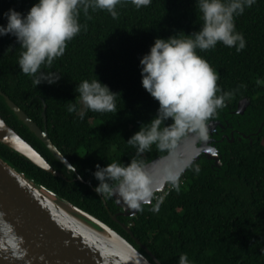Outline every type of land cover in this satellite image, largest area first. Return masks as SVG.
I'll list each match as a JSON object with an SVG mask.
<instances>
[{"label": "trees", "instance_id": "obj_1", "mask_svg": "<svg viewBox=\"0 0 264 264\" xmlns=\"http://www.w3.org/2000/svg\"><path fill=\"white\" fill-rule=\"evenodd\" d=\"M34 2L0 0V13L13 8L23 14ZM116 10V18L100 9L89 8L87 15L80 12V32L50 66H41L45 72L60 75L52 84L34 86L31 77L17 66L22 49L15 38L0 36V90L41 128L44 109L49 139L83 181L64 172L62 164L1 98L0 115L45 156L56 173L37 167L2 143L0 156L26 177L106 222L147 255L111 218L117 208L112 197L103 196V202L93 190L98 181L92 172L94 165L104 166L112 160L127 164L135 152L127 138L155 114L158 102L140 84L139 57L154 37L189 34L198 30L202 20L195 0H151L139 8L130 0H121ZM3 23L5 18L0 16ZM234 24L245 39L239 52L220 42L207 50L196 49L217 74L221 90L217 94L227 93L224 106L209 117L229 124L221 130L218 125L213 133L216 138L226 134L215 142L221 164L212 165L211 159L201 155L181 174L178 190L172 188L161 200L143 203L142 210L132 216L117 215L162 264H177L181 252L187 253L193 264H264V0H255L235 15ZM95 76L117 92V111L87 110L81 119L66 110L67 104L79 108L75 85ZM241 97H246L247 103L242 112H235ZM166 151L152 146L140 158L145 162ZM157 203L158 209L153 211Z\"/></svg>", "mask_w": 264, "mask_h": 264}, {"label": "clouds", "instance_id": "obj_2", "mask_svg": "<svg viewBox=\"0 0 264 264\" xmlns=\"http://www.w3.org/2000/svg\"><path fill=\"white\" fill-rule=\"evenodd\" d=\"M120 2L35 0L23 14L13 8L0 13L5 18V23L0 24V36L8 34L15 38L22 49L17 57V66L23 74L31 77L34 86L41 82L52 84L60 75L52 71L45 72L41 66H50L55 58L64 53L66 43L80 32V12L87 15L89 8L93 11L100 9L116 18V6ZM130 2L139 8L150 4L151 0ZM195 2L202 20L198 30L189 34L178 32L183 33L182 36L174 34L166 38L154 37L147 52L138 59L140 84L158 102V106L155 114L141 123L127 138L126 143L135 149L133 156L127 164L112 160L104 166L94 165L92 176L98 183L93 190L101 196L118 197L128 209L142 210L143 203L150 199L154 202L152 195L157 192H153L151 187L153 177L144 169L140 158L142 154L152 146L171 154L178 138L186 132L204 137L206 121L224 106L227 93L217 94L221 92L216 83L217 74L197 54L196 49L207 50L215 47L217 42L229 48L234 47L237 52L245 47L243 34L235 30L234 16L243 13L255 0ZM75 91L78 93L80 107L68 103L66 110L69 113L76 112L81 119L87 110L98 113L117 111V92L111 91L96 76L91 80L82 79L75 85ZM175 166L176 161L173 160L171 166L165 165L161 169L165 182L163 188L168 184L170 188L178 190L181 176L179 171H172ZM157 209L158 203L152 207L153 211ZM177 264H193V261L187 253L181 252Z\"/></svg>", "mask_w": 264, "mask_h": 264}, {"label": "water", "instance_id": "obj_3", "mask_svg": "<svg viewBox=\"0 0 264 264\" xmlns=\"http://www.w3.org/2000/svg\"><path fill=\"white\" fill-rule=\"evenodd\" d=\"M0 98L12 115L27 127L58 162L70 166L68 158L49 139L46 125L41 128L1 90ZM247 100L241 97L236 103L235 112H242ZM42 116L45 121L44 109ZM220 123L218 118H209L204 137L186 132L178 138L171 154L166 151L143 162L145 171L153 177V192L163 188L165 182L161 169L165 165L171 166L173 160L176 166L172 167V171H179V177L201 155L219 167L217 147L212 144L213 137L209 133ZM231 140L232 137L229 138ZM0 143L37 167L56 173L47 159L1 115ZM190 146L193 148L190 149ZM78 177L83 181L80 175ZM43 191L53 194L56 199ZM101 198L104 202V197ZM112 199L120 210L110 213L111 218L120 223L147 255L106 222L26 177L0 156V264H162L132 234L129 226L116 218L117 215L132 216L137 210L128 209L118 197L113 196ZM149 203L151 199L146 204Z\"/></svg>", "mask_w": 264, "mask_h": 264}, {"label": "flooded vegetation", "instance_id": "obj_4", "mask_svg": "<svg viewBox=\"0 0 264 264\" xmlns=\"http://www.w3.org/2000/svg\"><path fill=\"white\" fill-rule=\"evenodd\" d=\"M44 125H46V122L43 120V123H42V128H45V126ZM225 125H229L228 123H226V124H223V123H220V129L219 130H221V129H223V127L225 126ZM217 126L218 125H216L215 127H216V129H217ZM213 130L212 131V133H210V134H212V137H213V141H212V144L213 145H215L216 146V144H215V142L217 141V140H220L222 137H226V134L225 133H222L221 134V137L220 138H216V137H214L213 136V133H217V130ZM46 130V129H45ZM47 132V131H46ZM232 132L233 131H231L230 130V137H232V139H233V135H232ZM230 137H228V139L230 138ZM53 143V142H52ZM54 144V143H53ZM217 147V146H216ZM57 148V147H56ZM58 149V148H57ZM59 150V149H58ZM60 151V150H59ZM217 151H218V148H217ZM45 157V156H44ZM53 157V156H52ZM54 158V157H53ZM55 159V158H54ZM70 162V161H69ZM62 164V163H61ZM220 165V164H219ZM62 166H63V169H64V172H66L67 174H73V177L72 178H76V177H78L79 176V173L77 172V170H76V167L73 165V164H71V162H70V166H68V167H66L65 165H63L62 164ZM74 168V171H72V169ZM59 174H61V172L59 171ZM45 194H47V195H49L52 199H56V196H54L53 194H50V193H48V192H46V191H43ZM64 198V197H63ZM66 199V198H65ZM68 200V199H67ZM69 201V200H68ZM71 202V201H70ZM62 204H63V207H66V204L65 203H63V202H61ZM72 203V202H71ZM72 204H74V203H72ZM76 205V204H75ZM78 206V205H77ZM79 207V206H78ZM67 208H69V207H67ZM81 208V207H80ZM117 208V210H115L113 213H115V212H118L119 210H120V208H118V207H116ZM81 209H83V208H81ZM124 216V215H123ZM117 218V217H116ZM138 245V244H137Z\"/></svg>", "mask_w": 264, "mask_h": 264}, {"label": "built area", "instance_id": "obj_5", "mask_svg": "<svg viewBox=\"0 0 264 264\" xmlns=\"http://www.w3.org/2000/svg\"><path fill=\"white\" fill-rule=\"evenodd\" d=\"M172 188L169 187V185L167 184L163 189H161L160 191H157L155 193H153L152 195V199L154 202H157L161 199H159L160 197H164Z\"/></svg>", "mask_w": 264, "mask_h": 264}, {"label": "bare ground", "instance_id": "obj_6", "mask_svg": "<svg viewBox=\"0 0 264 264\" xmlns=\"http://www.w3.org/2000/svg\"><path fill=\"white\" fill-rule=\"evenodd\" d=\"M193 148V146H190V149H192Z\"/></svg>", "mask_w": 264, "mask_h": 264}]
</instances>
